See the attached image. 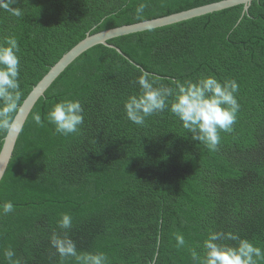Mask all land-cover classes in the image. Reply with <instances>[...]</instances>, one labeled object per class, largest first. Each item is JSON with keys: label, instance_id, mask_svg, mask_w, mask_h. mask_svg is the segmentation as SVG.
<instances>
[{"label": "trees", "instance_id": "obj_1", "mask_svg": "<svg viewBox=\"0 0 264 264\" xmlns=\"http://www.w3.org/2000/svg\"><path fill=\"white\" fill-rule=\"evenodd\" d=\"M215 1L17 0L12 7L21 17L0 10V40H18L19 105L87 33ZM141 3L147 7L137 19ZM107 43L112 47L96 44L65 67L18 133L0 180V203L15 205L0 216V264H8L9 247L26 264H76L50 245L62 213L72 217L68 235L77 250L103 252L108 264H194L189 249L202 254L209 230L237 233L264 249V0ZM142 72L167 86L209 74L235 79L233 131L220 132L217 150L209 151L168 110L144 126L132 123L123 101L139 91L133 82ZM65 98L84 109L79 132L68 136L45 119ZM176 234L185 246L177 247Z\"/></svg>", "mask_w": 264, "mask_h": 264}, {"label": "clouds", "instance_id": "obj_2", "mask_svg": "<svg viewBox=\"0 0 264 264\" xmlns=\"http://www.w3.org/2000/svg\"><path fill=\"white\" fill-rule=\"evenodd\" d=\"M17 0H0V10L12 16L21 17L22 9L12 7ZM146 4L136 8L139 19ZM20 52L18 40L14 35L0 40V133H8L17 128L16 115L19 110L21 91L19 83ZM139 91L127 96L123 101L128 120L138 126H144L146 118L168 110L178 119L182 127L191 134L193 141L202 143L209 151H216L220 143V132L231 133L237 119L240 104L236 98L239 85L235 79L218 80L214 75H201L195 80H173V86L158 83L151 73L142 74L133 82ZM84 109L78 99L65 98L48 110L45 119L54 126V133L62 136L78 133L84 123ZM36 124L43 126L39 114L33 116ZM9 162V161H8ZM15 210L11 201L0 203V216ZM59 232L53 231L50 245L59 254L61 260L74 258L76 264H108L103 252H79L76 243L68 235L72 228V217L60 214L57 221ZM177 247L185 246L182 234L175 236ZM224 241H234L230 246ZM194 264H259L264 260V249L255 246L237 233L209 230L203 241V253L189 249ZM8 264H26L16 258L15 251L9 247L4 250Z\"/></svg>", "mask_w": 264, "mask_h": 264}, {"label": "water", "instance_id": "obj_3", "mask_svg": "<svg viewBox=\"0 0 264 264\" xmlns=\"http://www.w3.org/2000/svg\"><path fill=\"white\" fill-rule=\"evenodd\" d=\"M251 1L252 0H219L200 6L192 7L179 12H174L161 17L143 20L131 24H124L117 27L101 30L92 34L87 33L84 38H82L75 45H73L57 60V62H55L49 68V70L35 84V86L31 89V91L27 94V96L19 105L18 114L16 115L17 128L19 130H13L6 133L0 148V180L5 172L8 161L11 157L18 133L22 128V125L32 106L34 105L36 100L43 95L45 89L51 84V82L65 69V67H67L68 64H70L83 51L96 44H103L112 47V45L107 43L108 39L169 25L214 11H219L238 4H242L243 10L245 11L251 4ZM115 49L120 52L118 48Z\"/></svg>", "mask_w": 264, "mask_h": 264}]
</instances>
